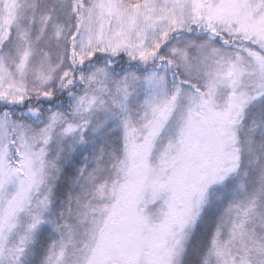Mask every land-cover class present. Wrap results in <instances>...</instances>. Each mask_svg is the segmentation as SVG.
I'll return each mask as SVG.
<instances>
[{
	"label": "snow or ice",
	"instance_id": "obj_1",
	"mask_svg": "<svg viewBox=\"0 0 264 264\" xmlns=\"http://www.w3.org/2000/svg\"><path fill=\"white\" fill-rule=\"evenodd\" d=\"M0 264H264V0H0Z\"/></svg>",
	"mask_w": 264,
	"mask_h": 264
}]
</instances>
